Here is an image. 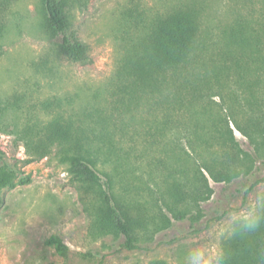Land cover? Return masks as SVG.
<instances>
[{
	"label": "trees",
	"instance_id": "1",
	"mask_svg": "<svg viewBox=\"0 0 264 264\" xmlns=\"http://www.w3.org/2000/svg\"><path fill=\"white\" fill-rule=\"evenodd\" d=\"M14 1L0 0V39ZM71 1L42 0V25L60 39L58 53L86 62L88 45L69 33ZM124 67L128 84L115 100L119 107L107 113L97 107L76 111L70 99H47L42 107L52 110V117L17 123L13 133L29 162L56 148L73 180L96 200L92 232L123 235V245L136 249L152 230L194 217L195 210L200 214L202 202L214 193L210 178L230 183L253 174L262 159L264 0H235L231 20L215 35L204 32L198 8L159 15ZM9 111L21 117L19 110ZM145 111L153 117L148 122ZM5 112L0 105V115ZM235 130L249 139L252 150L242 147ZM6 156L0 147V205L18 177ZM46 243L67 253L59 235ZM222 245L230 264H264V226L251 239L227 237Z\"/></svg>",
	"mask_w": 264,
	"mask_h": 264
},
{
	"label": "rangeland",
	"instance_id": "2",
	"mask_svg": "<svg viewBox=\"0 0 264 264\" xmlns=\"http://www.w3.org/2000/svg\"><path fill=\"white\" fill-rule=\"evenodd\" d=\"M234 2L87 0L86 6H80L72 0L67 9L69 33L89 47V59L76 62L58 53L60 39L45 31L42 0L14 1L0 39V105L7 107L0 115L5 129L0 128V147L18 177L14 187L4 190L0 205V264H148L153 259L182 264L190 247L216 237L232 213L264 193L262 152L253 174L230 183L210 178L214 193L202 202L200 214L195 210L194 217L152 230L139 248L129 249L123 245V235L92 232L91 208L96 200L73 180L56 148L47 157L29 162L24 143L13 133L17 123L49 120L52 110L47 113L42 107L47 99H70L76 111L97 107L107 113L119 107L115 100L128 84L125 62L141 50L155 18L180 7H195L201 10L204 32L215 35L231 20ZM11 108L19 110L21 117L8 112ZM143 115L145 122L153 118L147 111ZM235 134L244 149H253L247 137L237 130ZM55 234L68 246L66 254L46 243ZM225 238L216 242L222 245Z\"/></svg>",
	"mask_w": 264,
	"mask_h": 264
},
{
	"label": "clouds",
	"instance_id": "3",
	"mask_svg": "<svg viewBox=\"0 0 264 264\" xmlns=\"http://www.w3.org/2000/svg\"><path fill=\"white\" fill-rule=\"evenodd\" d=\"M264 226V193L257 195L245 208L231 214L226 228L209 242L190 247L184 254L182 264H230V255L223 245L216 242L225 237L251 239Z\"/></svg>",
	"mask_w": 264,
	"mask_h": 264
}]
</instances>
